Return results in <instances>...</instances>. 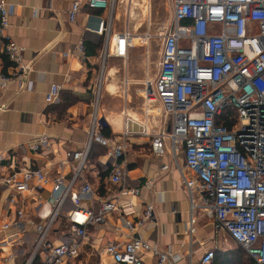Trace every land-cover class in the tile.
Masks as SVG:
<instances>
[{"label":"built area","instance_id":"2783aa9c","mask_svg":"<svg viewBox=\"0 0 264 264\" xmlns=\"http://www.w3.org/2000/svg\"><path fill=\"white\" fill-rule=\"evenodd\" d=\"M172 1L173 24L156 36H135L128 30L115 32L118 0L85 3L90 10L108 12L107 20L99 19L96 31L104 38L102 73L109 59H127L131 49L148 48L155 39L162 43L160 62L154 79L126 82L127 88H134V95L142 99V108L134 122L126 119L120 137L101 134L95 105L84 151L68 153L69 160L77 162L70 181L61 175L51 180L43 170L31 168H14L1 179L0 186L15 191L8 201L14 207L19 203L17 195L30 190L31 182L40 201V193L50 188L38 212L48 222L38 228L40 238L34 248V256L42 254L44 264L77 259L81 251L78 238H86L89 226L103 224L107 216L116 212L125 219L129 239L106 243L100 249L112 264H147L143 257L149 254L156 259L155 264L179 262L178 255L162 252L135 236L153 219L154 208L146 204L140 212L136 209L134 200L140 197L141 188L131 181L126 159L129 139L134 136L150 138L158 157L165 156L168 145L174 156L182 151L186 171L181 175L191 212L187 236L192 238L196 233L195 213H202L212 221L215 233L227 234L254 264H264V0ZM82 9L81 2H74L68 12L69 21L75 23ZM13 12L10 0H0L1 50L12 66L10 73L0 69V93L15 82L23 88L32 70L24 61L23 49L8 35ZM73 55L87 60L83 40ZM101 88L99 82L96 103ZM61 90L60 85H53L46 96L47 103L57 102ZM134 125L136 130L131 128ZM94 143L109 150L111 163L106 167L117 192L114 198L100 201L97 211L82 206L83 199L94 194V187L88 181L80 183ZM52 145L49 136L41 135L27 149L48 152ZM168 170L167 165L161 168L162 172ZM152 185L153 181L148 180L145 187ZM65 210L73 238L56 245L47 236ZM25 215L23 208L17 211L20 219ZM12 226L0 218V232ZM14 259L10 255L5 263L14 264ZM214 260L215 249H207L199 264H214Z\"/></svg>","mask_w":264,"mask_h":264},{"label":"crops","instance_id":"0c3cea01","mask_svg":"<svg viewBox=\"0 0 264 264\" xmlns=\"http://www.w3.org/2000/svg\"><path fill=\"white\" fill-rule=\"evenodd\" d=\"M86 1L10 0L14 12L9 19L8 35L23 49L24 61L32 70L28 76L29 82L23 88L19 82H15L0 93V181L14 168L43 170L51 180L61 175L68 182L73 176L77 162L69 160L68 153L82 152L87 144L104 42L103 36L96 31L99 19L108 18L107 11L90 10ZM145 1L124 0L123 4L127 7L146 6L148 11L149 6ZM74 2H81L83 9L77 21L72 23L68 19V12ZM120 16V12L115 11L114 27ZM82 40L87 47L86 61L73 55ZM1 49L0 42V69L10 73L11 63ZM147 49L133 48L126 60L113 58L108 61L105 96H114L118 86L110 80L118 74L122 62L127 64L125 75L129 81L137 83L148 77L154 79L144 54ZM67 54L70 56L67 57ZM53 85H60L62 90L58 101L48 104L46 96ZM70 101H73L72 104L66 107ZM125 102V114L112 112L103 106L102 119L112 137L122 135L127 118L134 122L141 115V98L128 94ZM133 104L137 106L135 111ZM131 128L136 130L137 126ZM41 135L52 139V150H28L27 145ZM169 150L168 145L165 156L158 157L153 153L150 138L134 136L129 139L126 153L129 175L131 181L141 188L140 197L134 200L136 209L140 212L146 204H152L154 208L153 219L135 236L148 241L162 252L178 255L180 260L177 264H199L207 249L226 251L230 248L226 242H221L220 233L214 232L212 223H209L211 220L199 212L195 213L196 233L192 238L187 236L191 212L181 175V172L186 171L185 157L182 151L174 156ZM105 151L92 162L91 159L88 161L84 178L80 181H88L94 187V194L82 201L85 209L97 211L100 201L117 195L109 181L106 167V164L111 163L109 150L105 148ZM164 165L169 170L162 172ZM148 180H152L153 185L146 188ZM29 186L30 190L17 195L19 203L15 207L8 203L15 191L0 186V218L13 223L9 231L0 232V264H6L5 259L10 255L15 257L14 264H34L37 257H40L38 264H44L42 254L34 256V248L40 238L38 228L45 227L48 222L47 219H41L38 212L48 199L50 188L40 193L43 198L40 201L34 183L31 182ZM22 208L26 215L20 219L17 211ZM124 221V217L116 212L107 216L103 224L89 226L86 238H78L81 242L79 257L65 264H112L108 257L100 254V249L106 243H123L129 239ZM70 226L65 210L58 216L47 240L56 245L69 241L73 238ZM143 260L147 264L156 263L150 254L145 255Z\"/></svg>","mask_w":264,"mask_h":264},{"label":"rangeland","instance_id":"374dc122","mask_svg":"<svg viewBox=\"0 0 264 264\" xmlns=\"http://www.w3.org/2000/svg\"><path fill=\"white\" fill-rule=\"evenodd\" d=\"M124 0H118L116 12H120L122 16L118 19L115 23L114 31L117 33H122L125 31H129L130 33L134 34L135 36H143L145 33H150L152 35H158L161 31L169 29L173 24V3L172 0H146L145 4H148L149 10L146 11V6H138V5H130L129 12L128 7L126 4H123ZM129 16V17H128ZM128 17V18H127ZM161 40L155 39L151 45L148 47L147 51H145V57L147 60L148 65L150 66V72L152 73L153 77L156 76L158 72V65L160 62V51H161ZM141 48V47H138ZM144 48V47H143ZM103 50V49H102ZM101 50V53H102ZM129 54V53H128ZM113 59V58H111ZM110 60V59H109ZM126 60V59H125ZM101 61V60H100ZM108 65V63H107ZM104 75L105 78L102 82L101 88V96H100V103H99V120H102V116L104 115L103 106L105 105L109 110L112 112H122L125 113L126 111V95L128 94H136V90L134 88L128 89L126 86V82L129 81L127 75H125L127 70V64L120 63L119 65V72L116 74L114 78L110 80L113 84L117 85V90L113 97L108 98L104 95V89L107 85V72L106 67ZM102 75V64L100 62V66L98 69V77L96 79V94L99 87L100 78ZM126 92H128L126 94ZM135 104V103H134ZM133 104L134 111L137 109V106ZM96 105V98L93 103L91 116H90V123L89 128L92 124L93 114ZM209 223H212L209 222ZM221 242H226L230 248V250H220L222 252L233 251L237 250V245L230 240V238L224 234L220 233Z\"/></svg>","mask_w":264,"mask_h":264},{"label":"trees","instance_id":"16d2710c","mask_svg":"<svg viewBox=\"0 0 264 264\" xmlns=\"http://www.w3.org/2000/svg\"><path fill=\"white\" fill-rule=\"evenodd\" d=\"M73 101H70L66 107L72 104ZM221 122V121H220ZM230 127V125H228ZM100 132L102 135L106 137H112L110 129L103 124L100 125ZM105 147L99 145L98 143H94L91 147L89 159L91 162L95 160L100 155L105 154ZM40 262V257L35 259L34 264H38ZM214 264H254L253 260L246 254V252L237 245V250L222 252L220 250L215 249V260Z\"/></svg>","mask_w":264,"mask_h":264},{"label":"bare ground","instance_id":"6f19581e","mask_svg":"<svg viewBox=\"0 0 264 264\" xmlns=\"http://www.w3.org/2000/svg\"><path fill=\"white\" fill-rule=\"evenodd\" d=\"M129 17V16H128ZM127 17V18H128ZM105 71V70H104ZM104 78H105V75H104V73H102V75H101V80H100V87H101V83H102V81L104 80ZM99 103H100V100L98 99L97 100V104H96V116H98V114H99Z\"/></svg>","mask_w":264,"mask_h":264},{"label":"water","instance_id":"95a60500","mask_svg":"<svg viewBox=\"0 0 264 264\" xmlns=\"http://www.w3.org/2000/svg\"><path fill=\"white\" fill-rule=\"evenodd\" d=\"M103 123H104V120L102 119V120H101V124H103Z\"/></svg>","mask_w":264,"mask_h":264}]
</instances>
